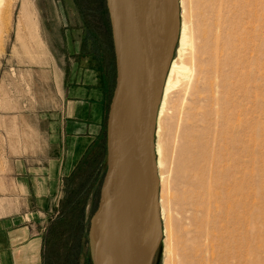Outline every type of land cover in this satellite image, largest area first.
Segmentation results:
<instances>
[{"label":"rangeland","instance_id":"obj_1","mask_svg":"<svg viewBox=\"0 0 264 264\" xmlns=\"http://www.w3.org/2000/svg\"><path fill=\"white\" fill-rule=\"evenodd\" d=\"M103 3L107 7V0H2L0 185L12 157L33 144L35 116L58 103L61 71L77 48L111 60L116 79ZM181 10L197 50L183 58L191 77L169 96L161 145L170 152L183 125L180 133L192 130L198 145L194 168L174 171L169 162L160 186L168 240L163 235L154 264H180L182 237L189 264H198L211 246L210 264H264V0H211L200 19L205 36L195 33V0H184ZM105 170L106 163L99 188ZM83 185L69 190L60 211L39 226L43 264H92L89 227L101 188L88 211Z\"/></svg>","mask_w":264,"mask_h":264},{"label":"crops","instance_id":"obj_2","mask_svg":"<svg viewBox=\"0 0 264 264\" xmlns=\"http://www.w3.org/2000/svg\"><path fill=\"white\" fill-rule=\"evenodd\" d=\"M75 55L61 71L58 103L35 116L33 144L13 156L2 175L0 264H43L39 226L79 182L89 194L88 211L98 200L115 69L111 60L81 48Z\"/></svg>","mask_w":264,"mask_h":264},{"label":"water","instance_id":"obj_3","mask_svg":"<svg viewBox=\"0 0 264 264\" xmlns=\"http://www.w3.org/2000/svg\"><path fill=\"white\" fill-rule=\"evenodd\" d=\"M155 2H160L163 24L167 14L180 23V0H107L116 86L107 117L106 171L89 227L92 264H136L132 251V218L136 205L146 210L149 203L153 207L152 225L155 224L153 241L149 247L139 250L137 264H154L163 242L156 131L171 58L165 61L161 43L157 54L148 56V23ZM173 53L174 49L171 57ZM144 101L147 115L144 147L139 157L132 140L136 114Z\"/></svg>","mask_w":264,"mask_h":264},{"label":"bare ground","instance_id":"obj_4","mask_svg":"<svg viewBox=\"0 0 264 264\" xmlns=\"http://www.w3.org/2000/svg\"><path fill=\"white\" fill-rule=\"evenodd\" d=\"M209 2H211V0H195V6L197 7V12H198L195 33L198 34V36L199 35L203 36L205 34V31H203L204 29L201 26L200 19L203 18L204 9L206 8V5ZM1 3H2V0H0V7H1ZM183 4H184V0H180V9H181V5L183 6ZM27 6H28V3L24 2L23 8L25 9L27 8ZM172 9H173V6H172ZM168 11H169V14L171 15L170 10H167V12ZM184 14H185L184 10L183 11L181 10L179 24L176 22L174 18L171 19L169 15L167 14V18L166 19L164 18L165 22L163 24L162 19H161L160 2H155L153 11L150 13L149 23H148V26H149L148 27V32H149L148 56L149 58L157 54L160 43L162 45L165 61H168L171 58L168 75L164 83V90H163L162 101L160 105V111L158 115L157 131H156V156H157L156 164H157V173L159 176L160 186L164 185L165 174L167 173L169 162L174 171L182 169L185 171V173L186 171H189L191 167L194 168V164L196 163V158L193 157V154H194V148L195 150L197 149L198 140L196 139L193 133L190 134L192 130L189 132L180 133V130H181L180 128H182L184 125L182 126L180 124V126L182 127L179 128L178 133L173 137L172 142H171L172 148L170 152L164 151L161 145V139H162L161 138V134H162L161 123L163 120L162 118L167 112L169 96L176 89V87L179 84H181V82H186L191 77V73H192L191 66L192 65L189 66L187 63H185L183 58L187 55H193L192 53L195 50H197L195 45H193L192 41L190 40L188 36L187 27L184 24L182 25V19H184ZM176 48L178 50L179 59L174 60V56L171 57L172 56L171 53H172V50L174 49L173 54L175 55V52L177 51ZM146 115H147L146 102L144 101L141 103L140 108L136 114V124H135V129L133 132V140H132L133 149L137 153V155H139V157H141L143 147H144ZM174 115L176 114H173V116ZM187 130H190V129H187ZM167 142H168V139H167ZM147 199L149 200L148 195H147ZM159 200H160L159 201V204H160L159 220L162 223V221L166 222L167 214L164 208L163 199L161 198ZM145 208L146 210H143L142 207H138L136 205V207L134 208L133 218H132V239H133L132 251L134 254L133 260H134V263L136 262V264L140 256L139 250L142 248L149 247L151 245V242L153 241L152 226L155 227V224L152 225V223H154L153 217H152L153 207H151V205L147 203ZM163 235L166 238L164 242H166L168 240V231L166 230L165 232H163ZM183 241L184 240L182 237L181 241H179L180 245L177 248L179 253L183 250L182 253L179 254L180 261H182L180 264L186 263V261L188 263V260L186 259V257H187V254L189 253L188 252L189 244L186 240L184 241V243ZM215 256H216V252L214 251V247L211 246V249L206 252L205 256H201L202 258L199 257L197 262L198 264H200V261L202 262V264L206 262L207 264H210L213 262Z\"/></svg>","mask_w":264,"mask_h":264},{"label":"trees","instance_id":"obj_5","mask_svg":"<svg viewBox=\"0 0 264 264\" xmlns=\"http://www.w3.org/2000/svg\"><path fill=\"white\" fill-rule=\"evenodd\" d=\"M104 2H105V1H104ZM103 5H104V10H105L106 18H107V20H108V22H109V24H110L109 13H108V9H107V7H106V3H105V4L103 3ZM110 45H111V47H112V51H113V55H114L113 41H112V29H111V26H110ZM104 175H105V173H104ZM104 175H103V177H102V181H101V182H103ZM101 185H102V183H101ZM100 188H101V187H100ZM97 207H98V204H97ZM96 210H97V208H96ZM96 210H95V211H96Z\"/></svg>","mask_w":264,"mask_h":264}]
</instances>
